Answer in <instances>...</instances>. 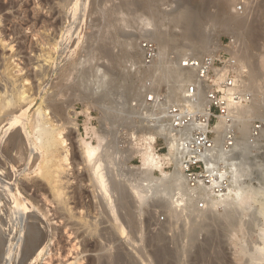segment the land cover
I'll return each mask as SVG.
<instances>
[{
    "label": "bare ground",
    "instance_id": "1",
    "mask_svg": "<svg viewBox=\"0 0 264 264\" xmlns=\"http://www.w3.org/2000/svg\"><path fill=\"white\" fill-rule=\"evenodd\" d=\"M109 1L94 0V3ZM241 2L242 14L237 9ZM42 3L46 6L51 2L42 0ZM154 3L145 0L141 4L152 17L142 24L139 38L127 46L137 54L138 59L131 65L133 70L140 67L141 43L151 41L157 45L158 59L147 76L157 86L168 84L163 91L168 97L180 100L189 90L188 86L194 84V74L182 67L184 58L216 57L218 52L226 49L218 42L212 44L213 27H206L204 22L211 6L219 8L218 13L214 12L217 20V25L213 24L214 30L222 29L232 38L230 48L226 49L230 58L223 68L216 69L221 84L229 71L237 73L233 86L224 89L232 101V119L228 122L221 118L215 127L218 132L217 156L223 163L217 175L231 178V184L222 194L216 193L211 185L191 187L177 156L172 171L164 168L173 152L171 149L158 159L154 155L157 138L166 130V124L162 120L151 124L148 89L138 90L136 99L129 98L130 92L127 96L116 94L113 89L119 85V77L108 72L101 74L100 68H83L77 78H71L74 83L67 85L66 90L71 91L70 100L76 98V102L101 115L100 128L87 126L84 137L79 133V114L73 107L75 101L65 105L59 100L65 93L62 85L56 87L45 101L43 97L34 109L36 95H28L25 86L22 90L12 87L10 90L6 83L4 91L0 89V204L4 200L5 207L0 213V233L7 223L14 233L7 227L12 237L0 239V253L7 252V247L10 252L18 253L21 262L36 264L52 245L62 247L64 243L72 252L82 247L81 253L74 250L76 258L71 264H86L87 254L94 251L93 247L99 253L97 264H109L110 259L114 264H139L128 253L127 256L116 255L120 250L113 254L115 258H111V254L105 256L104 252L110 240L118 244L119 237L125 236L128 229L131 232L141 229L138 219L147 214L149 228L154 224L161 227L159 235L150 242L158 245L157 251L154 247V255L160 264H181L184 258L191 260V257L197 264H264V0H182L167 12H158L153 8ZM165 21L179 33L168 30L170 25L164 28ZM179 41L184 47L177 50L176 57H171L170 46ZM101 50L116 68L120 63L116 56L105 48ZM131 75L128 69L121 76L125 81L121 87L127 91L135 85L129 83ZM23 80L26 82L30 78ZM67 81H70L69 76ZM209 90V86L200 87L203 108L208 106ZM256 119L262 126L253 125ZM229 128L235 132L231 146L226 137ZM90 133L93 137H89ZM139 139L142 146H139ZM76 146L81 153L78 162L70 158ZM136 156L142 157L140 166L131 165ZM76 167L85 169L88 178L78 180V175L73 172ZM253 178L259 180V187L247 183ZM83 181L89 183L95 204L96 214L89 222L92 229L89 231L94 230L90 235L95 233L97 237L93 243L88 240L86 228L79 226L81 218L78 215L84 211H77V190L73 189L74 184ZM45 189H48V195ZM31 190L36 196L28 199L25 193ZM48 203L54 208H49ZM160 212L168 215L163 223L155 220V215ZM182 221L188 225L182 226ZM86 224L85 227H89ZM255 228L259 229L256 240L252 236ZM203 232L207 234L206 242L199 245L197 241ZM170 233L172 237L168 235ZM77 241L78 245H75ZM248 241L253 247H249ZM183 242L187 245H182ZM227 243L234 250L230 258L225 247Z\"/></svg>",
    "mask_w": 264,
    "mask_h": 264
},
{
    "label": "rangeland",
    "instance_id": "2",
    "mask_svg": "<svg viewBox=\"0 0 264 264\" xmlns=\"http://www.w3.org/2000/svg\"><path fill=\"white\" fill-rule=\"evenodd\" d=\"M52 1L50 0L53 6H51V3L45 6V4L42 3V0H0V5H1V8H0L1 9L0 10V80H1L0 85H1V88L0 89L1 91H4V87L7 85L6 83H8V87L10 86L9 88L10 90H12V88L14 89L20 88V90H22L23 89L22 87L25 86L26 87L25 90L29 92L28 95L32 94L33 97L34 95H36L35 98H36L37 103L33 105V108L35 109L42 102L43 97L45 98V99L43 98L44 99L43 101H45L46 99H48V97H50L53 91H56V87L58 86L60 87L62 85L63 89L65 88L64 90L65 93H64V96H61L59 98V100L62 104H65V105L66 103L67 104L70 103V101L71 102L75 101V104L73 107H75L77 113L79 114L78 115L79 133L85 137L87 126L100 128L99 118L101 117V115L97 110L95 109L88 110V107L83 106L82 103H78L79 101L76 102V98L75 99L73 98L70 100V98L72 97L70 95L71 91H67L66 86L74 83V80L72 81V79L77 78L79 75V72L82 71L83 68L84 70L85 69L94 70L95 68H100L102 70L101 74L108 72L112 76L120 78V79L118 78V82L120 86L118 85L116 88L113 89V91L116 92V94L122 93L123 95L127 96L128 93L130 92L129 98L131 97L132 99H136L138 95L137 94L138 90H144L146 88L141 87V84L144 83L143 81L144 76H141L142 75L141 72L140 73L137 72L138 69L136 67L133 68V70L131 69L132 63L135 62V60L138 58H136L137 56L136 51L131 50V48L128 47L127 45L131 41L134 42L135 39L139 38L140 33H141L140 29L141 27L142 28L144 27L142 24L145 23L147 19L149 20L152 16L151 17L149 16L151 14H149L150 11L148 9L141 8V4L144 3L145 0H142V2L141 0H138V1L137 0H110L109 2H104V3L100 2L102 4H99V3L96 4L94 3V0H70V2H68L69 0L68 1L67 0L65 1L52 0ZM146 1H149V0H146ZM150 1L155 2L154 3L155 6L153 8H156L157 10H159L158 12L160 11L167 12V10L170 11V9L172 10L176 8L179 2L182 0L180 1L179 0H150ZM60 2H62L61 5H60ZM65 3L69 4V6L67 4L65 5ZM242 4L243 2H241L237 8L241 14L243 13ZM62 5H65L66 8L65 6H62ZM94 5L97 7H95ZM6 6L8 7V9L6 8ZM214 6H211V8H209L208 10L209 15L204 17L205 19L204 22L206 23V27H209L211 29L213 27L212 29L213 33H211V36H210L212 38L211 39L212 44L218 42L224 48L228 50L231 46L232 38L231 36L225 34L222 31V29L217 28L218 30L215 29L216 30L215 32L214 30L215 27L213 26V24L217 25V20L216 18H214V16H215V13H218L219 8L216 5ZM116 8H117V11H116ZM212 16H213V19H212ZM141 17L144 18L145 21L142 22L141 20L138 19V18L142 19ZM39 19L41 21L40 23H39ZM214 19L215 21H213L212 23L211 21ZM165 25L167 26L170 25V26L168 28ZM165 27L166 29L168 28V30L169 29L174 30L173 32L176 33L175 30L177 29H175L171 24H169L166 21L164 23V28ZM177 33H179L178 30H177ZM180 43L181 42L179 41L178 43H175L173 45L171 44L170 46L171 48L169 52L171 57H176L177 50L179 48L184 47L183 46L184 44L183 43L180 44ZM104 48L112 52L111 54H113V56H116L115 58L119 60L117 62H120V63H118L116 68L113 67L114 65L111 63L110 57L104 54L105 52L104 50H101ZM226 49L217 53V56L221 59L223 65L225 64V61L230 58V55L228 54V52H226L227 51ZM219 67L223 68V66H219ZM128 69L131 70V74H132L131 75L132 80L129 83L130 84L135 83V85H133V89L129 91L121 87L123 86L121 84L125 82L123 79H121V76L124 73V70H128ZM37 74L39 75L41 74V77ZM37 76L40 77L41 79L38 78ZM68 76H69L70 81H67ZM26 77L27 78L29 77L30 80L25 82L23 79H25ZM262 81H263L262 84L264 85V78ZM13 83L16 85V88ZM167 85L168 84H162L161 86H158V87H164ZM68 87L69 86H67V88ZM164 90L165 89H163V91ZM37 97L39 100L37 99ZM87 103L86 105L89 106V104ZM70 111L72 113V108L70 109ZM253 125L255 127H259V126H262V123L260 120L256 119L253 121ZM91 136L93 137V135L90 133L89 137ZM93 142L94 144H96L95 139L93 140ZM71 155H72L70 156L71 160L75 159L77 162L81 160V153H80V149L78 148V146H76V148L72 150ZM133 160L131 161V165H134V166L141 165L138 160H134V161ZM80 167H76L75 170L73 171L78 175V180L80 179L83 180V179L88 178V175L86 173L87 171L85 169L80 170L79 169ZM168 171H172V170H168ZM83 183L85 182L83 181ZM83 183L81 182L78 185L76 184L73 185V189L77 190V195L75 197L76 202L78 203L77 211H80V210L84 211L82 214L78 215V217L81 218L79 220L81 221L80 222L81 224H79V226H81L82 228L83 227L86 228V230L84 228L83 229L85 232H88V235H87L89 237L88 240L90 243H93L94 241L97 240V237H95V233L92 234L94 235V237L90 235L91 232L93 233L94 230L89 231V230H92L90 229L89 222L93 221L95 217V214H96L95 207H94L95 204H94V199H92L93 194L91 193L92 189L89 187V183L88 182L85 184ZM247 183H251L253 186L259 187V180L256 178L247 180ZM45 193H47L48 195V189H45ZM25 196L28 199H32L36 196V194L34 190H31V191L26 192ZM37 196H40V195H37ZM90 200H92L93 202ZM3 203H4V200L0 204V213L3 212V210H5ZM42 204L44 203H41V205ZM47 205L50 206L49 208H54V206L50 205V203H48ZM255 205L258 206L259 204H255ZM155 216H156L155 220L157 219L161 223L165 222V219L168 218V215H166L165 213L163 214V212H160L158 213V215L156 214ZM148 218H149V215L142 214V216L139 217L138 219L139 226L142 228L136 231H132L134 233L137 232L135 234L134 233L131 234L132 233L131 230L128 229L127 230L128 232L125 234V236L119 237L120 238L119 243H118L119 245L113 244L112 240H110L111 244L109 241V244L106 245V251L104 252V255L107 256L111 254L110 255L111 258H115L112 256H116L118 253L124 254L127 256V253H128V255L136 259L139 262V264L140 263L141 264H160L158 263L159 261H157L156 255H154V247H155V251H157L158 245L151 244L150 242L151 240L155 238V236H157L158 233H160L159 231L161 227L159 225L154 224L151 228H149L146 222ZM85 223H87L86 226L88 225L89 227H85ZM180 223L183 226L186 222L182 221ZM181 224L179 225L181 226ZM7 227L9 228L8 223H7ZM7 227H5L3 231L0 233V239L3 237H5V239L6 238L10 239L12 237V234H11L12 228L11 229L9 228V230L11 231L10 232L7 230L8 229ZM84 231L82 230V232ZM149 231H150V234H149ZM258 231H259L258 228H255V231H253L252 236L254 237L253 239L255 240L257 239V236L259 234ZM12 233H14V231ZM168 235L170 236L172 234L170 233ZM206 237H207L206 232H203L200 234L198 241H197L198 243L200 242L199 245L205 244ZM148 239L150 241H148ZM185 244L187 245L186 242L182 243V245H185ZM248 244H249V247H253V244H251L250 241H248ZM75 245H78V241H77V244L75 243ZM110 245L111 247L112 246L113 247L111 248ZM117 246H120V248H118ZM226 246L228 248L227 251H229L227 252V256L229 255L228 258H230V256L232 255V251L234 252V250L231 248V246L228 243L225 244V247ZM51 247L52 248L48 250L49 252L47 251L45 254L39 257L40 259L37 260L36 264H71L75 262L74 258H76L75 257L76 252L78 253L82 252L81 250L82 247L79 249L76 248V250L74 249L76 252L74 250L72 252L71 251L72 249L70 250L71 247H67L64 243L62 244V247H58L55 245H52ZM108 247L110 248V250ZM128 247H131V248H128ZM93 248L94 249L92 250L94 251H91L87 254L88 256L85 259L86 264H97L98 262V260L96 259H98L97 254L99 255V253L98 251L95 250L96 247H93ZM116 250L117 251L122 250V252L120 251L117 252ZM6 251L7 252L0 253V264H7V263L8 264H31L32 263V261H29L26 263L21 262V257L18 256V253L17 252L13 253L12 251L10 252L9 248L7 249V247H6ZM114 253H116V255H113ZM134 255L136 256L134 257ZM142 259L144 261L146 259L145 263H143ZM184 259L185 260H182L181 264H190V263L197 264V262L192 260V257H191V260L189 258H184ZM183 261L184 262L186 261L187 263L186 262L184 263ZM110 262L109 264H114L111 261V259H110ZM227 263L230 264L229 262ZM125 264L127 263L125 262Z\"/></svg>",
    "mask_w": 264,
    "mask_h": 264
},
{
    "label": "built area",
    "instance_id": "3",
    "mask_svg": "<svg viewBox=\"0 0 264 264\" xmlns=\"http://www.w3.org/2000/svg\"><path fill=\"white\" fill-rule=\"evenodd\" d=\"M158 52L154 42L143 41L140 49L142 60L138 68V72L144 76L141 87L150 91L148 96L149 110L152 113L150 122L158 124L162 120L166 124V130L157 138L154 155L158 159L172 149V159L168 158L164 165L166 170L174 168L177 156L191 187L211 185L216 193L222 194L231 184V178H221L217 175L223 163L217 156L215 141L218 132L215 127L221 118H226L228 122L232 119L230 113L233 108L232 101L224 89L233 86L237 74L229 71L224 83L221 84L216 69L224 65L218 56L186 57L182 61V67L194 74V84L188 86L189 90L185 96L177 100L163 92L167 86L158 87L153 79L147 76L149 75L147 72H151L158 59ZM201 86L210 87L206 108L201 104L203 98V94L200 93ZM234 134L230 128L226 130L230 146ZM138 142L139 146H142L140 139ZM134 160L141 163L142 157L136 156ZM214 182L217 183L213 184Z\"/></svg>",
    "mask_w": 264,
    "mask_h": 264
}]
</instances>
